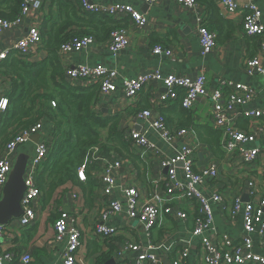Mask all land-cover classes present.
<instances>
[{"label":"crops","instance_id":"1","mask_svg":"<svg viewBox=\"0 0 264 264\" xmlns=\"http://www.w3.org/2000/svg\"><path fill=\"white\" fill-rule=\"evenodd\" d=\"M41 2V10L32 11L19 27L8 30L0 36V53L9 50L24 38L31 27L44 26L50 14L51 0H41ZM95 2L103 7L119 3L132 5L145 15L148 26L143 30H138L129 18H124V20L128 19L125 24H127L130 39L125 49L112 53L108 48V42H96L80 52L60 57V61L65 70L80 65H103L118 72L115 80L116 91L106 96L100 93V101L96 110L108 117L121 115L120 128L126 131L127 140L134 130L146 133L154 149H148L146 155L143 156L145 158H142L144 149L132 146L133 151L146 164L147 171L144 166L139 170L128 160L109 159L122 164L116 174V189L113 195L107 197L101 186L96 192L95 207L92 209L85 207L81 190L71 185L60 189L56 199L47 207L44 206L42 194L36 204L37 222L26 228L19 226V220L8 225L11 228L10 234L0 238V256L9 253L18 256L13 263L5 259L4 264H22L19 258L21 259L24 255L32 257L30 264H63L66 241L59 244L55 242V223L59 214L65 212L68 214L69 222L74 223L81 232V264H95L96 256L89 257L87 248L93 242H98L103 244L104 251H108L107 245L104 244L105 238L95 233V227L101 219L106 202L121 201L124 203V191L135 187L140 192L143 201L158 194L164 199L165 207L173 209V214L163 217L160 224L149 234L137 221L128 216L126 210L111 216L105 224L110 228H118L119 233L112 237L115 248L110 261L114 260V264L135 261L138 255L134 252H126L125 248L127 243H136L144 247L153 245L154 253L161 264H172L187 247L190 249V255L185 260V264H204L201 257L200 239L193 236L199 212L198 207L192 202L177 197H168L166 188L169 171L162 167L161 161L164 158L179 155L182 148L187 146L192 150L196 172L217 165L218 178H207L201 185V190L206 197L211 198L215 195L222 197L220 202L212 205L214 221L208 237L216 244L223 236H228L232 240L241 237L244 229L243 218L242 216L232 217L231 211L236 197H241L244 203L252 201L250 182H255L257 189L264 192V133L258 134L254 142L245 145L246 149L257 148L261 151L256 163L246 165L239 154H227L224 148L225 156L222 159L216 157L208 146L200 142L194 129L186 124L208 125L215 128L210 95L228 83L243 84L256 92L254 100L233 111L236 115L235 125L239 129L246 132L252 130V122L244 116L245 112L264 111V79L258 75L250 76L243 69L245 59H250L258 53L251 38L247 37L243 31L244 7L248 4L255 5L262 13L261 22L264 24V0H236L240 9L233 14L228 13L216 2L217 11L200 3L194 8L186 7L180 5L178 0H160L158 4L152 6L144 4L142 0H95ZM212 24L215 29L211 28ZM202 25H207L209 30L218 36L217 49L207 56H202L201 53L199 28ZM157 45L172 50L173 55H155L153 49ZM31 57V62L44 61L48 57L44 44L35 49ZM151 70H159L167 76L182 75L192 79L205 74L208 78L207 95L197 100L189 115H185L183 110L186 111V109L181 105V99L184 98L183 91L179 93L177 100H171L165 104L153 103L159 95L166 93L165 87L159 83L147 86L136 99L126 98L125 81L137 78ZM1 80L4 84L3 94L8 95L12 87L11 80L6 77H2ZM75 85L82 86L81 83ZM160 108L165 109L168 128L175 132L174 139H165L162 131L150 128L147 122L138 118V113L143 110H151L153 114H157L160 113ZM52 129L49 122L44 123L43 129L38 133L41 136L40 141L44 140L49 143L52 140ZM182 130H186L187 134L177 137L176 133ZM97 167L91 173L101 182L99 177L101 164ZM182 170L183 164H179L176 167L179 180L184 178ZM58 199L60 204L56 202ZM178 211L186 213L187 220L179 219L175 214ZM254 240L256 251L264 255V245L260 237L255 236ZM118 250L123 251V257L119 256Z\"/></svg>","mask_w":264,"mask_h":264},{"label":"built area","instance_id":"2","mask_svg":"<svg viewBox=\"0 0 264 264\" xmlns=\"http://www.w3.org/2000/svg\"><path fill=\"white\" fill-rule=\"evenodd\" d=\"M144 4L152 6L160 0H142ZM219 3L228 13L233 14L239 11L240 6L236 0H214ZM82 9L88 13L108 15L115 21L129 18L138 30H143L148 26V20L138 9L132 5L122 3L112 4L103 7L97 4L95 0H79ZM180 5L194 8L198 5L195 0H178ZM42 9L41 0H26L22 12L16 21L10 22L0 19V36L8 30L19 27L32 11ZM245 16L243 20V31L249 38H258L260 45L258 53L253 58L245 59L243 64L244 71L250 75H258L264 79V24L261 22L262 13L253 4L244 7ZM201 53L207 56L214 52L218 47V36L210 31L206 26L199 28ZM96 43L92 37L74 38L64 43L59 51L60 57L67 56L74 52L91 47ZM130 43L128 30L119 29L115 31L108 41V48L112 53H118L125 49ZM43 37L41 27L33 26L29 29L28 34L13 45L9 50L0 53V65L8 58L11 53L25 60L32 59V53L35 49L42 47ZM155 55L166 54L173 55L172 50L157 45L153 49ZM66 76L74 85L81 83L82 86L99 85L101 95H109L116 91L115 80L118 77L116 70L106 68L103 65L96 66H74L66 69ZM0 76V125L2 116L8 109L9 98L3 94L4 84ZM153 83L162 84L166 93L158 96L153 100L155 104H165L171 100H177L179 93L183 91L184 98L182 106L186 110H192L197 100L207 95L208 78L205 74L196 79L182 75H164L159 70H151L134 79L125 81L124 94L128 99H136L140 93ZM256 92L250 87L243 84L228 83L224 87L216 89L210 95L211 113L215 128L223 133V148L227 154H239L246 165L256 163L261 151L257 148L246 149L245 145L254 142L258 134L264 133V111L250 110L244 113V116L252 122L251 131H243L235 125L236 115L233 114L236 108L243 107L255 99ZM52 107H56L52 103ZM138 118L144 120L150 128L162 131L165 139H174L175 132H172L166 125L165 117L160 114H153L151 110H143L138 113ZM43 129L42 123H37L33 127L20 131L12 136L11 140L0 151V194L3 192L9 174L12 169L14 158L19 149L30 143L31 138L40 133ZM187 134L186 130L176 133L177 137ZM128 139L132 141L133 146L144 149L143 156L147 150L154 149V146L148 140L146 133L143 131H132ZM50 145L42 140L36 144L35 153L30 161L25 176V193L22 199L23 215L19 219V226L22 228L34 225L38 219L36 209L37 201L42 197V191L37 184V178L41 168L47 161ZM99 150L96 148L93 152L92 161H100L101 171L99 177L102 182V191L105 196L110 197L116 189V174L122 164L119 161H111L106 158H96ZM88 162V161H87ZM91 164V163H90ZM183 164V180H179L176 167ZM87 165V163H86ZM86 165L79 170V179L86 182L85 169ZM162 167L168 169L169 178L167 183V195L170 198L177 197L181 200L192 202L198 207V217H196L193 236L200 239L201 257L204 264H264V255L255 249L254 237H260L264 245V192L257 189L255 182H250V195L252 201L244 203L241 197H236L231 211L232 217L242 216L244 222L243 234L239 239L232 240L228 236H223L219 242L213 243L208 232L212 229L214 213L212 205L222 200L220 195L211 198L206 197L201 190V185L207 178L216 179L219 176L217 165H212L208 169L196 172L192 160V150L184 146L181 153L175 157L164 158L161 161ZM125 202L112 201L106 202L101 213V219L95 227V233L103 238L115 237L118 235V228H110L105 223L113 216L126 210L131 219L137 221L146 233H151L161 222L163 217L173 214V209L165 207L164 199L155 194L151 199L143 201L140 192L135 187L128 188L124 191ZM76 198V197H75ZM181 220H187L188 215L183 211L175 213ZM10 226H0V238L10 234ZM55 242L62 243L66 241V248L63 256V264H81L80 252L82 247V236L80 230L74 223L69 222L68 214L61 213L60 218L55 223ZM126 252L136 253L138 257L132 263L123 262V264H161L154 253V246L144 247L141 244L127 243ZM119 256L123 257V251L118 250ZM190 249L184 248L181 255L175 259L172 264H185L189 258ZM11 263L18 259L14 253L0 256V264L4 260ZM22 264H30L32 257L24 255L19 258Z\"/></svg>","mask_w":264,"mask_h":264},{"label":"trees","instance_id":"3","mask_svg":"<svg viewBox=\"0 0 264 264\" xmlns=\"http://www.w3.org/2000/svg\"><path fill=\"white\" fill-rule=\"evenodd\" d=\"M25 1L0 0V19L16 21ZM195 1L218 10L214 0ZM127 21H115L108 15L88 13L82 9L79 0H51L50 14L41 27L48 57L41 62H31L11 53L0 65V76L12 83L7 95L9 106L0 125V151L13 135L37 123L49 122L53 128L49 142L51 149L37 178L46 207L67 185L81 190L87 209L95 207L96 192L102 186L91 173L101 164L100 161L90 162L96 148L99 150L96 158L128 160L139 170L144 166L147 171L146 164L133 151L132 142L126 139V131L120 128L121 115L108 117L97 112L99 85L77 86L69 82L59 56L61 46L74 38L92 37L97 43L108 42L115 31L127 30ZM211 28L215 29L214 24ZM251 40L258 49L259 39ZM52 103L56 104L55 108ZM164 110L161 109L160 113L168 127ZM183 111L185 115L190 114L189 110ZM186 126L194 129L200 142L208 146L216 157L222 159L225 156L222 131L208 125L187 123ZM84 165L86 182L80 181L78 176ZM56 202L60 204L59 199ZM104 244L108 251H104L103 244L98 242H93L87 248L89 257L96 256L95 264H107L111 259L114 239L106 237Z\"/></svg>","mask_w":264,"mask_h":264},{"label":"water","instance_id":"4","mask_svg":"<svg viewBox=\"0 0 264 264\" xmlns=\"http://www.w3.org/2000/svg\"><path fill=\"white\" fill-rule=\"evenodd\" d=\"M40 139V134L33 136L31 142L22 146L14 158L7 184L0 198V226H8L23 215L21 203L26 190L25 176ZM114 262L111 260L107 264Z\"/></svg>","mask_w":264,"mask_h":264}]
</instances>
